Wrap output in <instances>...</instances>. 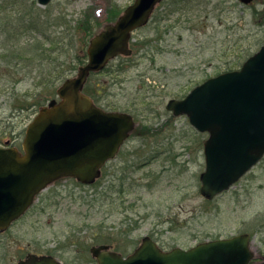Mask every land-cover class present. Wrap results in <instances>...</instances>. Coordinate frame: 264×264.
<instances>
[{
	"label": "rangeland",
	"instance_id": "obj_1",
	"mask_svg": "<svg viewBox=\"0 0 264 264\" xmlns=\"http://www.w3.org/2000/svg\"><path fill=\"white\" fill-rule=\"evenodd\" d=\"M133 1L53 0L46 6L0 1V85L4 67L5 86L16 92L5 98L0 113L5 125L28 100L26 94L32 95L31 78L41 104L55 98L62 81L85 63L80 59L90 38ZM172 1L162 0L155 10L160 19L132 34L129 58L88 81L90 90L99 91V106L133 115V134L96 184L66 179L41 192L30 212L5 233V248L0 236V264H17L29 253L64 264H97L92 246L108 245L127 256L144 237L169 251L247 234L251 248L264 252V157L228 191L207 201L199 181L207 135L165 109L168 100L238 69L257 52L264 44V0L250 6L237 0ZM26 122H14L15 136Z\"/></svg>",
	"mask_w": 264,
	"mask_h": 264
},
{
	"label": "water",
	"instance_id": "obj_2",
	"mask_svg": "<svg viewBox=\"0 0 264 264\" xmlns=\"http://www.w3.org/2000/svg\"><path fill=\"white\" fill-rule=\"evenodd\" d=\"M37 1L44 6L51 0ZM161 1L134 0L114 23L104 25L89 41L86 63L57 89L59 100L41 107L28 125L22 153L0 148V232L56 180L70 177L91 185L106 162L115 158L135 127L132 117L103 111L83 88L91 73L119 55L131 54V33L148 23ZM238 1L248 5L253 0ZM166 110L187 116L198 132L207 134L200 194L212 200L264 156V45L238 70L205 80L184 99L170 100ZM90 252L97 264H248L253 257L247 234L170 251L144 237L127 257L106 245ZM17 264L62 263L50 256L28 255Z\"/></svg>",
	"mask_w": 264,
	"mask_h": 264
},
{
	"label": "flooded vegetation",
	"instance_id": "obj_3",
	"mask_svg": "<svg viewBox=\"0 0 264 264\" xmlns=\"http://www.w3.org/2000/svg\"><path fill=\"white\" fill-rule=\"evenodd\" d=\"M155 18H156L155 16H152L150 22H152ZM156 19H160V18L157 17ZM1 59L3 60V57H1ZM3 63H5V61ZM1 71H3V75L1 76V79H3L4 81L0 85V96L2 97L4 103H0V113L4 114L5 113L4 112L5 98L10 99L11 97H14L12 95L16 94V92L13 89L10 90L9 87L5 86L4 67H2ZM31 80L35 82L34 85L30 84L32 95L29 93L26 94L28 100L24 101V105L18 109L13 110L9 114L7 125H5V116L0 118V148L12 147L22 152L21 145H22V141L25 136L26 128L42 106L41 104V94L42 93L40 90L38 91V84L36 80H34V78H31ZM22 81H23V78L20 79L19 81L20 84L22 83ZM16 120H19L20 123L21 122L24 123L25 121L27 122L24 128L22 129V131L20 130L19 133L15 136L14 129H16L17 124L14 125V122ZM6 128H9L8 131L5 130ZM30 210H28L20 219L13 222L11 228L15 226L18 222H20L25 217V215L30 212ZM5 233H7V231L0 233V236H4V241H3L4 248H5ZM32 254H35V253H32Z\"/></svg>",
	"mask_w": 264,
	"mask_h": 264
},
{
	"label": "trees",
	"instance_id": "obj_4",
	"mask_svg": "<svg viewBox=\"0 0 264 264\" xmlns=\"http://www.w3.org/2000/svg\"><path fill=\"white\" fill-rule=\"evenodd\" d=\"M183 1H185V0H173L172 1V4L174 5V4H177V3H184ZM156 18H157V16L156 15H154ZM156 27V26H155ZM144 42V44H145V41H143ZM141 44H143L142 42H139L138 43V46L137 47H135V49H137ZM262 45V44H261ZM251 54H249L248 56H250ZM86 59V55H84L83 57H81V61H82V59ZM80 61V62H81ZM242 63V62H241ZM241 65V64H240ZM94 76H96V75H92L91 77H94ZM84 91H85V93H87L88 95H90L94 100H95V102H97V96L99 95V91H95L94 89H91L90 90V87H89V85L87 84L86 86H85V89H84Z\"/></svg>",
	"mask_w": 264,
	"mask_h": 264
}]
</instances>
